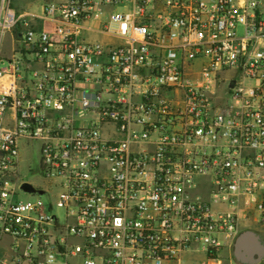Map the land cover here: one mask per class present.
<instances>
[{
  "label": "built area",
  "instance_id": "obj_1",
  "mask_svg": "<svg viewBox=\"0 0 264 264\" xmlns=\"http://www.w3.org/2000/svg\"><path fill=\"white\" fill-rule=\"evenodd\" d=\"M21 1L0 0V264H208L264 224V0ZM33 141L44 185L20 178Z\"/></svg>",
  "mask_w": 264,
  "mask_h": 264
},
{
  "label": "rangeland",
  "instance_id": "obj_2",
  "mask_svg": "<svg viewBox=\"0 0 264 264\" xmlns=\"http://www.w3.org/2000/svg\"><path fill=\"white\" fill-rule=\"evenodd\" d=\"M21 5L23 9L31 10L39 12V8L37 4L33 0H23L21 1ZM13 6H15L13 1ZM13 43L9 34H6L1 38L0 42V52L3 56H10L13 53ZM39 144L37 141H33V143L29 146L22 145L21 146V173L20 178L25 182H30L34 185H44L39 174H38V165H39V154H38ZM43 196V195H42ZM22 198L27 199L31 198L30 195L24 193L21 195ZM41 199L47 202L46 196L41 197ZM56 212L61 217L63 212L58 209ZM264 227V226H263ZM202 253H194L189 254L183 260V264H202V261H207L206 256H202ZM229 256L225 251V248L220 250L218 256L216 257L218 263H214V260L208 262V264H229Z\"/></svg>",
  "mask_w": 264,
  "mask_h": 264
},
{
  "label": "crops",
  "instance_id": "obj_3",
  "mask_svg": "<svg viewBox=\"0 0 264 264\" xmlns=\"http://www.w3.org/2000/svg\"><path fill=\"white\" fill-rule=\"evenodd\" d=\"M263 226L264 224H256V223L247 224L245 222H242L239 226V232L234 240L232 241L223 240V246L221 247V250L225 248V251L229 256L228 259L229 264H264V227ZM247 232H251L257 235L260 241L263 243L262 254H260L257 251L258 249L256 246L250 243L251 242L250 240H247V242L250 243L249 246H242L238 244V240L240 236L246 234ZM189 254H194V253H189ZM202 256L204 257V255ZM210 261L211 260H209L208 262ZM214 263H218V261L214 260Z\"/></svg>",
  "mask_w": 264,
  "mask_h": 264
},
{
  "label": "water",
  "instance_id": "obj_4",
  "mask_svg": "<svg viewBox=\"0 0 264 264\" xmlns=\"http://www.w3.org/2000/svg\"><path fill=\"white\" fill-rule=\"evenodd\" d=\"M23 187H24V189L29 190V191H33L34 190L33 187L30 184H28V183L24 184ZM247 240H250L251 241L250 243L252 245L256 246L257 249H258L257 251L260 254H262V252H263V243L260 241V239L258 238L257 235H255L254 233H251V232H247L246 234L240 236V238L238 240V244L242 245V246H249L250 243L247 242Z\"/></svg>",
  "mask_w": 264,
  "mask_h": 264
}]
</instances>
